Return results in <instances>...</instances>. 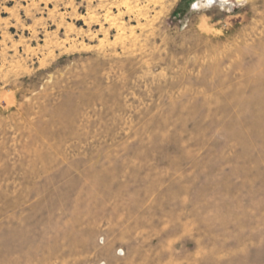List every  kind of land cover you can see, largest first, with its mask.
Masks as SVG:
<instances>
[{"label": "rangeland", "instance_id": "rangeland-1", "mask_svg": "<svg viewBox=\"0 0 264 264\" xmlns=\"http://www.w3.org/2000/svg\"><path fill=\"white\" fill-rule=\"evenodd\" d=\"M199 2L0 0V264H264V0Z\"/></svg>", "mask_w": 264, "mask_h": 264}, {"label": "bare ground", "instance_id": "bare-ground-1", "mask_svg": "<svg viewBox=\"0 0 264 264\" xmlns=\"http://www.w3.org/2000/svg\"><path fill=\"white\" fill-rule=\"evenodd\" d=\"M231 0H200V2L198 3V5H202V4H205V2H208V3H213V4H216V3H220V4H230ZM244 0H236L235 4H238L240 2H243ZM197 5V4H196ZM221 5V6H223Z\"/></svg>", "mask_w": 264, "mask_h": 264}]
</instances>
